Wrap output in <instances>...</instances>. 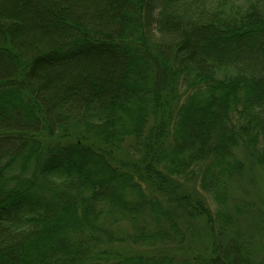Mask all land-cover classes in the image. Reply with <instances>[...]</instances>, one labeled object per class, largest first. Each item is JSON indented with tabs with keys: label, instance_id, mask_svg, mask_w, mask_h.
I'll return each mask as SVG.
<instances>
[{
	"label": "trees",
	"instance_id": "obj_1",
	"mask_svg": "<svg viewBox=\"0 0 264 264\" xmlns=\"http://www.w3.org/2000/svg\"><path fill=\"white\" fill-rule=\"evenodd\" d=\"M238 1L0 16V264H264V197L234 193L264 165V0Z\"/></svg>",
	"mask_w": 264,
	"mask_h": 264
},
{
	"label": "rangeland",
	"instance_id": "obj_2",
	"mask_svg": "<svg viewBox=\"0 0 264 264\" xmlns=\"http://www.w3.org/2000/svg\"><path fill=\"white\" fill-rule=\"evenodd\" d=\"M21 0H17L14 5L11 4H7L5 6L6 10H4V6L2 3V0H0V16H5L6 12L9 10L12 13L13 11H21L22 12H29V8L27 7L28 4H18ZM238 1V0H237ZM239 4L240 0L237 2ZM72 4H76L74 6V8L76 9V11L80 12L82 11L85 7L84 4H80L77 1L72 2ZM31 5V4H30ZM212 7L215 4H210ZM227 6H229V4H226ZM242 5V4H241ZM9 7V8H8ZM16 12V13H17ZM20 13H17V15L19 17H21L19 15ZM12 15V14H11ZM1 19V18H0ZM7 20V19H5ZM18 23H21L24 21L22 19H16L14 20ZM12 21V22H14ZM26 23V21H24ZM24 25V24H22ZM37 26V25H36ZM34 27L30 28L33 29ZM27 26L24 27L25 31H22L23 29L20 28L16 34L18 35V38H22L23 36L26 37V35L28 37H34L36 38V35L38 33V31H34V30H26ZM261 168V169H260ZM260 168H256L253 171H247L246 173L243 174V176L241 178L237 179L236 185H235V197L239 198L240 200H242V202L246 203L247 206L250 208V206L252 207H256L259 205L260 199L261 197H264V165ZM253 173H256L253 179H249V177H252ZM253 212V211H252ZM252 235H251V240H252V245H254V247L257 250V253L255 254V257L259 256L261 258H264V230L262 231H257V229L255 228V226H253L252 228ZM253 237V238H252Z\"/></svg>",
	"mask_w": 264,
	"mask_h": 264
}]
</instances>
